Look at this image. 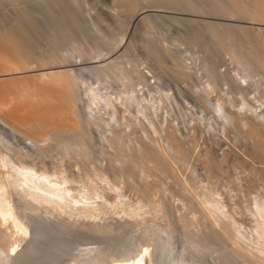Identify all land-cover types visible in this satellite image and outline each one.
Here are the masks:
<instances>
[{"label":"rangeland","instance_id":"374dc122","mask_svg":"<svg viewBox=\"0 0 264 264\" xmlns=\"http://www.w3.org/2000/svg\"><path fill=\"white\" fill-rule=\"evenodd\" d=\"M65 1L73 10L58 18L66 20L68 42L57 38L56 53L76 71L81 86L95 92V109L90 115L81 110L74 129L0 119V226L15 246L33 236L34 218L47 216L70 240L64 264H98V257L112 263L119 250L139 252L145 235L166 237L174 228L188 244H205L211 257L216 245L203 237L216 233L232 250L264 264V125L257 118L245 127L229 126L212 108L213 92L214 98L228 95L221 76L229 67L217 65L225 73L212 77L216 65L205 64L202 43L180 21L150 17L133 33L128 21L134 0ZM40 36L43 55H37L46 59L51 53ZM149 37L159 50L168 49L167 60L153 54ZM107 56L111 70L101 61ZM205 80L215 83L210 95L211 86L205 94L200 87ZM255 94L250 101L257 103Z\"/></svg>","mask_w":264,"mask_h":264},{"label":"bare ground","instance_id":"6f19581e","mask_svg":"<svg viewBox=\"0 0 264 264\" xmlns=\"http://www.w3.org/2000/svg\"><path fill=\"white\" fill-rule=\"evenodd\" d=\"M66 2L68 3L65 0H0V119L7 120L11 125H20L22 127L36 126L39 128L41 125L48 124L51 127L55 125L62 127L61 129L72 127L74 129L76 123H78L77 119H75L76 115L81 110L90 115L91 110L95 109L93 108L95 99H97L94 95L95 92L92 94V89L81 86L82 84L77 79L76 71L68 68L69 66L65 62L66 59L64 58L65 60H63L62 57L57 55L59 52L56 53L58 48H56L54 42L57 38L61 42H68L65 37L66 34L62 31V24L64 23L62 20L64 18L61 17L63 19L60 21L58 18L59 14L63 13L64 10L65 12L66 10H73L72 7L65 4ZM133 4L134 7L131 6L132 4L130 6L135 11L132 9L134 12L128 21V27L132 29L133 33L140 24L146 22L150 17L158 19L170 18L177 22L180 21L179 23L187 28V32L191 33L192 37H195L194 39H198L197 41L202 43L200 45L203 47L200 48H204L203 50L205 51L202 57L204 58V55H206L205 57L207 58V62L204 60L205 64L210 65V63L214 62L211 65H216V68H218L217 65L219 67L224 65H226V68L227 66L229 67L227 73L224 70L225 74L223 71L220 72L219 68L217 70L214 66L215 71L211 67L212 71L215 72H211L214 75L212 77H216L215 74H218L217 71H219V79L224 74V77L222 75L221 78H224V84L226 83L230 87L227 86V89L224 84L219 83L225 88L224 90H229L228 95L226 96L224 93L226 97H222L223 94L221 97L218 95L217 98L216 96L214 98L215 94L212 95L213 92L211 101L214 103L212 105L211 102L209 105H212L215 110L217 108L218 112L223 113L221 115H223L224 121L225 118L226 121L228 120L229 126L237 123V125L245 127L257 118H259V123L264 125V109L259 107L260 103H258L261 101L264 104V0H134ZM162 6L165 8H162ZM64 21L66 24V20ZM138 30L140 29L138 28ZM40 35L45 39L44 47L46 46V49L48 48L51 53L49 54L51 57L48 59V54L46 59H44L45 54L43 59L38 56L41 54L40 47L38 50L37 45V37ZM41 36L40 38H42ZM132 37L130 33L129 39L131 40ZM129 39L128 41L130 42ZM148 39L151 41L149 43L153 42L151 44L153 45V54L157 58L164 60L169 55L168 49L161 48L160 51L156 47L155 42L150 37ZM56 42L58 43V41ZM131 43L126 44L130 46L132 45ZM37 51L39 52L37 53ZM83 53L87 55L84 51ZM107 57L101 61H107L105 64L106 66L109 65L107 69H112L111 65L113 63L111 64L109 57ZM72 63L74 66L79 64L78 61ZM193 65L192 71L194 69V72L189 70V77L191 72L195 74V70H197V68H193ZM208 67L210 69V66ZM197 76L193 77L196 78ZM207 79L211 80L210 77ZM242 80L245 83L241 82ZM214 82H218L216 78ZM213 83L210 81L200 82L202 89L203 86L201 84L204 85V94L208 91L209 94H207L210 95L212 89H216L217 83L216 87L215 83ZM253 85L255 86L253 87ZM206 86H211L212 88H209L211 90L205 91V88L208 89ZM255 87L261 91L259 90V92ZM253 88H255L256 92ZM252 91L256 93L255 95L260 96V101L255 100L257 103L251 102ZM257 91L262 95L257 94ZM199 92L201 91H198L200 95ZM235 94H240L242 99L240 97L236 98L235 96L237 95ZM195 96L196 93L192 96L194 97L193 99H195ZM246 97H249V99ZM206 98H201V100L198 98V100L200 102L203 99L208 100L210 97L208 98L207 96ZM206 102L200 103L205 104ZM110 103H112V107L116 112V104L112 101ZM254 104L256 106L258 104V107H255ZM209 106L207 103V107ZM234 106L245 110H236V108H233ZM262 106L264 107V105ZM207 107L201 109L205 108L204 110L207 111ZM212 108L211 110H213ZM122 109L123 107L120 108L121 112ZM126 109H129L127 104L124 110ZM252 110L255 112V116L249 113H252ZM92 112L94 111L92 110ZM216 119L215 121H217ZM227 123L225 122L224 125L227 126ZM27 139L32 143L30 145H35L34 141ZM32 231L33 236L31 238L22 240L15 246L17 241L13 240L7 229L0 226V263L64 264L65 257L68 255L67 248L70 241L64 232L65 229L56 226L47 216H43L32 220ZM171 232L170 236L165 237L163 235L161 238H156L154 235H145V243L140 245V249L138 248L139 252L134 254L128 249L119 250L120 254L118 253V255L120 257L118 256V258L120 259H113L112 263L107 262V264H255L251 259L245 258L232 250L225 242L226 239L216 233L206 234L203 237L204 241H209L216 245V256L214 258L211 257L212 254L206 253L202 249L206 246L205 244L202 243L200 248L195 247L187 243L180 230L174 228ZM58 245L60 246L59 250L57 249ZM189 254L195 258L194 261L188 260ZM104 258L98 257L96 263H105Z\"/></svg>","mask_w":264,"mask_h":264}]
</instances>
